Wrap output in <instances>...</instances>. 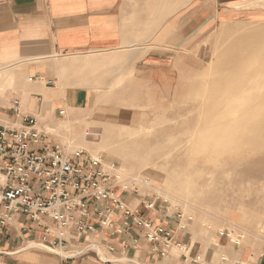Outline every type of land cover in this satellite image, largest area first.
Here are the masks:
<instances>
[{"label": "rangeland", "instance_id": "rangeland-1", "mask_svg": "<svg viewBox=\"0 0 264 264\" xmlns=\"http://www.w3.org/2000/svg\"><path fill=\"white\" fill-rule=\"evenodd\" d=\"M124 2L133 18L134 45L124 44L118 49L87 55L55 56L59 88L86 87L90 100L80 109L57 113L48 124L43 122L44 126L38 123L39 127L47 130L52 141L62 143L69 153L82 151L91 156H101L108 166H114L111 171L117 174L118 181L127 189L158 196L172 211L191 216L193 247L206 253L208 260L213 258L214 264L218 262V254L224 250L221 245L225 242L220 238V232L229 231L233 239L242 235L244 242L251 245L263 243L264 147L241 150L233 155L252 163V168L245 172L243 178L248 179L247 175L256 169L261 174L257 180L249 182L248 190L243 187L246 189L241 193H224L216 201H208L215 197L211 190L205 195L199 193L198 184L204 177L194 172L183 173L182 169L188 158L222 161L231 157L225 153L204 152L199 132L201 122H197L196 118L202 116L201 111L190 99L199 102L205 99V94H197L196 90L204 91L210 85L202 72L219 46L217 32L223 27L232 30L248 20L264 19V0ZM199 13H205L210 20L208 27L195 34L197 37L193 38L190 46L186 43L173 44L171 36L177 24L193 16L195 18ZM196 28L197 25L188 33ZM155 56H165V64L154 60L146 67L148 60L152 61L150 58ZM252 101L255 102L254 99ZM121 113L131 115L132 119L120 122ZM137 116L144 119L139 121ZM167 126H175L178 133L195 128L194 132L178 138L183 143H195V148L186 154L182 162H170L162 167L158 163H143L124 152L126 148L136 147L127 141L130 137L127 130L129 133H142ZM111 127L124 132L115 131L107 137V129ZM195 168L202 169L204 166L196 164ZM229 181L232 180L221 179L219 185Z\"/></svg>", "mask_w": 264, "mask_h": 264}, {"label": "crops", "instance_id": "crops-1", "mask_svg": "<svg viewBox=\"0 0 264 264\" xmlns=\"http://www.w3.org/2000/svg\"><path fill=\"white\" fill-rule=\"evenodd\" d=\"M124 4V0H0V127L17 128L23 116H33L44 126L60 111L86 106L88 88H59L54 57L134 45L133 18ZM196 16L177 24L173 44L190 46L195 34L208 27L205 13ZM150 59L146 67L154 60L165 64L166 57ZM6 181L0 170V189ZM113 192L130 211L129 215L115 211L113 220L121 232L101 227L92 217L94 230L88 234L67 227L42 240L43 226L25 213L14 214L0 228V264H214L213 258L194 249L191 221L185 215L179 218L165 200L129 190L119 181ZM5 210L0 204V213ZM138 218L163 225L188 250L174 245L162 255L159 242L142 236ZM220 238L224 250L216 264H264V242L256 246L243 239L235 244Z\"/></svg>", "mask_w": 264, "mask_h": 264}, {"label": "bare ground", "instance_id": "bare-ground-1", "mask_svg": "<svg viewBox=\"0 0 264 264\" xmlns=\"http://www.w3.org/2000/svg\"><path fill=\"white\" fill-rule=\"evenodd\" d=\"M237 25L232 30L223 27L217 32L219 46L202 72L210 85L204 91L196 90L197 94H205V99L200 102L190 99L201 111L202 116L196 118L197 122H201L200 129H197L204 142V152L231 156L229 160L222 161L188 158L187 164H183V173L194 172L204 177L198 184L199 193L205 195L211 190L215 197L207 198L209 202L218 200V196L227 192L241 193L246 188L248 190L249 182L257 180L261 174L256 169L247 175L248 179L243 178L245 172L252 168V163L233 155L241 150L264 147V19L254 22L248 20ZM119 118L120 122L132 119L126 113H121ZM137 119L142 121L144 117L137 116ZM117 129H107V137H111L115 131L120 134L124 132ZM194 131L195 128H187L178 133L175 126L142 133H129L127 130L126 133L130 135L127 141L136 147L126 148L124 152L139 158L143 163H158L162 167L170 162L179 163L195 148V143H183L178 138ZM97 156L94 154L93 157ZM196 164L204 168L196 169ZM221 179L232 181L220 186Z\"/></svg>", "mask_w": 264, "mask_h": 264}, {"label": "built area", "instance_id": "built-area-1", "mask_svg": "<svg viewBox=\"0 0 264 264\" xmlns=\"http://www.w3.org/2000/svg\"><path fill=\"white\" fill-rule=\"evenodd\" d=\"M113 167L101 156L82 151L69 153L62 143L51 140L33 116H23L17 128L0 127V170L7 178L0 189V204L6 209L0 213V228L9 224L14 214L25 213L37 226H43L42 240L53 236L54 230L60 234L67 227L74 228L77 234H88L94 230L89 221L92 217L101 227L121 232L113 220L115 211L124 215L130 211L114 195L118 176L111 171ZM183 215L177 212L179 218ZM135 222L142 226L146 240L161 244L162 255L174 245L188 250L163 225H153L148 218ZM220 236L235 244H240L243 237L233 239L229 231L220 232Z\"/></svg>", "mask_w": 264, "mask_h": 264}]
</instances>
